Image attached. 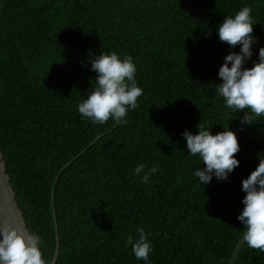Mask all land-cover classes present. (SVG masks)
Here are the masks:
<instances>
[{
  "label": "trees",
  "instance_id": "16d2710c",
  "mask_svg": "<svg viewBox=\"0 0 264 264\" xmlns=\"http://www.w3.org/2000/svg\"><path fill=\"white\" fill-rule=\"evenodd\" d=\"M245 5L259 38L251 67L264 0H0V152L45 264L56 250L53 184L81 153L54 188L56 264H144L125 244L137 225L150 234L151 264H229L243 231L241 179L264 159V116L237 131L243 113L214 94L223 57L239 48L215 29ZM101 52L136 65L143 92L125 123L94 125L77 112ZM200 121L237 131L240 164L227 181L202 186L192 175L203 165L180 133ZM138 163L159 165L147 184L133 174ZM236 264H264V253L245 243Z\"/></svg>",
  "mask_w": 264,
  "mask_h": 264
},
{
  "label": "clouds",
  "instance_id": "9594fccd",
  "mask_svg": "<svg viewBox=\"0 0 264 264\" xmlns=\"http://www.w3.org/2000/svg\"><path fill=\"white\" fill-rule=\"evenodd\" d=\"M250 13V6H242L234 15L224 16L215 29L220 42L226 43L230 49L239 46L238 51L230 50L223 57L217 71L220 82L215 83L214 94L223 99L226 109L243 113L236 118L239 124L237 131L240 132L251 126L255 117L264 116V46L258 48L252 66H246L252 59L253 45L259 43V38L253 35ZM210 34V31L206 32L204 38ZM87 66L96 73L95 86L77 104L81 119L94 125H103L109 118L114 124L125 123L124 118L137 107V98L143 92L135 78L133 57L101 52L91 56ZM212 126L200 121L195 125V133L189 129L180 133L187 153L196 156L198 163L203 165L192 172L202 186L209 184L213 177L217 181H227L240 164L235 155L240 151L237 131L229 125H222V131L213 133ZM158 170V164L148 167L138 163L133 174L140 178L141 183L147 184ZM241 191L244 193L241 199L243 207L236 219L242 225V241L249 248L264 253V159H259L256 167L241 179ZM149 235L143 226L137 225L135 235L130 234L125 240L134 257L144 264H151L149 257L153 246ZM39 245V237L34 233L25 238L13 228L0 227V264H43Z\"/></svg>",
  "mask_w": 264,
  "mask_h": 264
},
{
  "label": "water",
  "instance_id": "95a60500",
  "mask_svg": "<svg viewBox=\"0 0 264 264\" xmlns=\"http://www.w3.org/2000/svg\"><path fill=\"white\" fill-rule=\"evenodd\" d=\"M102 137L99 136L97 138L100 139ZM96 140V141H97ZM91 142L90 146L95 144V142ZM82 154V153H81ZM75 156V158L67 163L59 172L58 176L55 179V183L53 184L52 189V211H53V220H54V227L56 233V250L53 257L51 264H56L57 259L60 253V243H59V230H58V223H57V216L54 210V188L56 186V182L59 176L81 155ZM0 227H9L13 228L17 231L18 234L22 235L23 237H28L31 232L29 231L26 221L23 217V214L19 208V205L16 201V193L10 183V177L6 173V162L3 160V155L0 152ZM244 242L241 240L239 241L230 261L229 264H236L238 259L239 253L244 246ZM42 259V257H41ZM43 264L44 260L42 259Z\"/></svg>",
  "mask_w": 264,
  "mask_h": 264
}]
</instances>
